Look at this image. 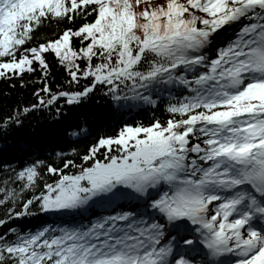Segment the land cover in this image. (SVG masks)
<instances>
[{
    "label": "snow or ice",
    "instance_id": "6c2138e0",
    "mask_svg": "<svg viewBox=\"0 0 264 264\" xmlns=\"http://www.w3.org/2000/svg\"><path fill=\"white\" fill-rule=\"evenodd\" d=\"M48 23L53 38L36 40ZM48 55L70 86L89 82L53 91ZM35 66L40 107L100 88L117 102L166 97L167 115L70 147L79 163L13 170L0 226L38 212L69 222L7 228L0 264H264V0H0V77ZM41 169L56 179L38 187Z\"/></svg>",
    "mask_w": 264,
    "mask_h": 264
},
{
    "label": "trees",
    "instance_id": "16d2710c",
    "mask_svg": "<svg viewBox=\"0 0 264 264\" xmlns=\"http://www.w3.org/2000/svg\"><path fill=\"white\" fill-rule=\"evenodd\" d=\"M144 2L155 4L159 0H144ZM57 27V23L46 24L36 33L35 39L53 38ZM47 60L50 64L47 82L53 91L77 90L78 87L89 82L87 78H81L79 84L74 83L70 86L67 83L69 77L65 69L53 59L52 55H48ZM42 75L39 66H35V71L24 73L19 77L11 79L0 77V117L30 104L38 105L27 114L21 113L20 125L0 129V187H14L18 190L21 181L13 177V170L18 171L19 167L35 159L54 165L60 164L62 159H72L79 163L78 158L70 153V147L77 148L82 155L83 149L98 136L115 134L123 123H148L153 116L164 119L167 115L164 108L167 103L166 97H162L156 105L117 102L100 88L94 90L79 104H61L58 100L50 107H40L35 90L43 87ZM21 79L24 81L23 84L20 83ZM43 95L46 104L49 93ZM56 108H60L61 112L57 113ZM72 129H78L79 135L70 136L69 132ZM57 153L61 155L57 156ZM9 178L12 180L6 185L5 181ZM54 179H56L55 175L41 169L38 187ZM31 191L29 189L26 195H30ZM2 195L0 194V198ZM3 212L4 207L0 206V218ZM68 222L65 218L38 212L34 216L14 217L11 222L0 226V234L9 227L26 232L34 231L42 223Z\"/></svg>",
    "mask_w": 264,
    "mask_h": 264
}]
</instances>
